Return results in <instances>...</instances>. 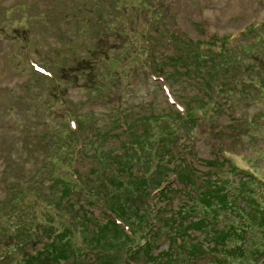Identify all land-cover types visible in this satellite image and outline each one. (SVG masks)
Returning a JSON list of instances; mask_svg holds the SVG:
<instances>
[{
	"label": "rangeland",
	"instance_id": "obj_1",
	"mask_svg": "<svg viewBox=\"0 0 264 264\" xmlns=\"http://www.w3.org/2000/svg\"><path fill=\"white\" fill-rule=\"evenodd\" d=\"M0 204L6 264H264V0H0Z\"/></svg>",
	"mask_w": 264,
	"mask_h": 264
},
{
	"label": "trees",
	"instance_id": "obj_2",
	"mask_svg": "<svg viewBox=\"0 0 264 264\" xmlns=\"http://www.w3.org/2000/svg\"><path fill=\"white\" fill-rule=\"evenodd\" d=\"M204 43L209 44L208 42H204ZM177 63H181L182 66L184 65V62L178 61ZM195 63H197V62L195 61ZM177 116H178V120L181 122H184V123H186L190 120L189 115H186L185 113L182 114V112L177 113ZM68 132H69V128H68ZM63 135L67 136V132H65ZM63 135H62V137H63ZM75 138H76V148L74 146L72 147V151H71V155H70V162H69V166L67 168V175L69 177V183L70 184H72L74 186H79L80 181H78L76 179L78 174L74 168V161L77 157V154L80 152V150H79L80 145L78 144V142H79L78 135H75ZM128 142H129L130 148L132 149L133 153L140 155L141 154L140 150L143 147H141L140 144H138V143L134 144L133 141L132 142L128 141ZM58 148L59 149H58L57 153L60 154L62 152L63 148H65V147L62 143H59ZM180 156H181V153L177 154L176 159H179ZM53 169L51 170V173H52L51 181L54 184V190L57 192L58 196L62 197L65 195L66 190H67V187L65 185L66 181L62 180V178L57 173H53ZM175 170H176V167H175L174 163L171 162L170 167H169V173L172 175L171 180H176V174L174 173ZM231 171H233V169H231ZM170 181H166V182L162 183L161 187H157V188H154L153 190H151V192L148 193V199L151 200L159 191H162V189L165 186H167ZM1 207H2V204H0V210H1ZM102 207H104L106 209V211H108L111 215L110 224L112 226L115 225L121 231L122 235L126 238V240L132 241L135 238V230L133 229L132 224L127 220L128 214H127L126 210L123 208L112 209L111 206L107 205V204H105V205L102 204ZM130 213L132 215L136 214L134 211H131ZM150 218L151 219L149 222H153L152 216ZM0 236L3 237L4 239H8V242L5 244V250L3 252H0V264H6L7 261L11 260L10 259L11 256L19 251L18 245L23 244V242L20 241L18 244H12L11 240L13 238V234L11 231L9 232L6 229L3 231L0 230ZM56 238H57L56 244L59 246L62 245V243L61 244H58V243L61 242L63 240V238H60V237L59 238L56 237ZM146 244H147V242H146ZM56 248H59V247H55L53 243H50V244L46 243L44 249L42 251H40L41 254H45V255H41V256L42 257L45 256V257H49V258H52V255L58 256ZM37 254H38V251H35V250L32 253H29V252L27 253V255L29 256V258L31 260H33V257L37 256ZM54 258H57V257H54ZM29 262H28V264H29ZM9 264H11V262H9Z\"/></svg>",
	"mask_w": 264,
	"mask_h": 264
}]
</instances>
